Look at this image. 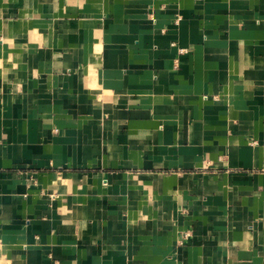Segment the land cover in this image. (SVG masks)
<instances>
[{"label": "crops", "instance_id": "crops-1", "mask_svg": "<svg viewBox=\"0 0 264 264\" xmlns=\"http://www.w3.org/2000/svg\"><path fill=\"white\" fill-rule=\"evenodd\" d=\"M0 264H264V0H0Z\"/></svg>", "mask_w": 264, "mask_h": 264}]
</instances>
